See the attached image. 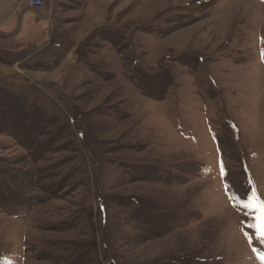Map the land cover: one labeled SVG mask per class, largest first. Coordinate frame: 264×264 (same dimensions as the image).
<instances>
[{"label":"rangeland","instance_id":"obj_1","mask_svg":"<svg viewBox=\"0 0 264 264\" xmlns=\"http://www.w3.org/2000/svg\"><path fill=\"white\" fill-rule=\"evenodd\" d=\"M255 1L0 0V264H264Z\"/></svg>","mask_w":264,"mask_h":264},{"label":"snow or ice","instance_id":"obj_2","mask_svg":"<svg viewBox=\"0 0 264 264\" xmlns=\"http://www.w3.org/2000/svg\"><path fill=\"white\" fill-rule=\"evenodd\" d=\"M262 58H264V52L261 53ZM221 174H224V168L221 164ZM245 208H254L259 215L256 217L257 224H256V231L259 234L260 238L264 240V200L260 198L257 191L253 189L250 196H248V199L246 202H244ZM261 259H264V256L260 257Z\"/></svg>","mask_w":264,"mask_h":264},{"label":"water","instance_id":"obj_3","mask_svg":"<svg viewBox=\"0 0 264 264\" xmlns=\"http://www.w3.org/2000/svg\"><path fill=\"white\" fill-rule=\"evenodd\" d=\"M45 10H46V14L44 15L41 11H39V10H36V9H33L32 7H30V6H26V7H24L23 9H22V12H24V11H26V10H30V11H32V12H34L37 16H39V17H48V15H49V13H50V7L48 6V4H47V2L45 3ZM21 19V17H20V15L18 16V19H17V28L13 31V32H10V33H3V32H1L0 31V34H2V35H5V36H11V35H14L17 31H18V29H19V27H20V20Z\"/></svg>","mask_w":264,"mask_h":264},{"label":"built area","instance_id":"obj_4","mask_svg":"<svg viewBox=\"0 0 264 264\" xmlns=\"http://www.w3.org/2000/svg\"><path fill=\"white\" fill-rule=\"evenodd\" d=\"M46 1L47 0H26V5L32 7L33 9L41 11L45 9L44 6Z\"/></svg>","mask_w":264,"mask_h":264},{"label":"bare ground","instance_id":"obj_5","mask_svg":"<svg viewBox=\"0 0 264 264\" xmlns=\"http://www.w3.org/2000/svg\"><path fill=\"white\" fill-rule=\"evenodd\" d=\"M251 1H253V2H256L255 0H251ZM257 4H259L258 2H256ZM261 5H264V4H261ZM229 209H227V211H228ZM231 211V210H230ZM229 212V211H228ZM233 212V211H232ZM232 212H230V213H232ZM234 213V212H233ZM233 213L232 214H230V215H233ZM236 216V215H235ZM233 217V216H232ZM234 221V220H233Z\"/></svg>","mask_w":264,"mask_h":264},{"label":"trees","instance_id":"obj_6","mask_svg":"<svg viewBox=\"0 0 264 264\" xmlns=\"http://www.w3.org/2000/svg\"><path fill=\"white\" fill-rule=\"evenodd\" d=\"M45 10L43 9V10H41V12L43 13ZM34 13V12H33ZM45 13H46V11H45ZM35 14V13H34ZM44 14V13H43ZM36 15V14H35Z\"/></svg>","mask_w":264,"mask_h":264},{"label":"crops","instance_id":"obj_7","mask_svg":"<svg viewBox=\"0 0 264 264\" xmlns=\"http://www.w3.org/2000/svg\"><path fill=\"white\" fill-rule=\"evenodd\" d=\"M24 8V7H23Z\"/></svg>","mask_w":264,"mask_h":264}]
</instances>
